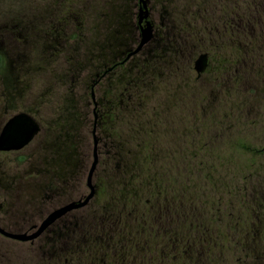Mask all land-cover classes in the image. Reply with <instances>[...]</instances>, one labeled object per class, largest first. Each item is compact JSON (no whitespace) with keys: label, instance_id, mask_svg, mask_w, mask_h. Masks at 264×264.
<instances>
[{"label":"trees","instance_id":"trees-1","mask_svg":"<svg viewBox=\"0 0 264 264\" xmlns=\"http://www.w3.org/2000/svg\"><path fill=\"white\" fill-rule=\"evenodd\" d=\"M152 4L159 12L153 37L135 54L140 28L131 0H107L87 15L82 4L81 29L60 28L59 35L55 29L44 38L45 64L53 65L59 58L64 72L57 99L53 95L58 87L51 97L53 116L45 124L41 117V122L60 127L72 142L50 150L51 162L60 164L64 176L52 179L51 189L38 197L39 207L34 208V196L17 208L6 203L0 227L29 234L54 209L82 203L90 192L87 165L95 146L94 194L33 239L0 234V240L29 243L23 252L0 247V264H170L180 249L192 245L193 226L205 225L192 222L202 213V188L190 191L180 203L175 199L181 189L175 186L172 162L185 157L174 155L167 144L175 121L168 119V111L177 98H194L202 90L208 99L204 112L216 109L206 115L211 121L223 100L236 104L252 95L258 102L264 96V0H152ZM70 40L74 42L68 44ZM202 54L207 65L198 75L195 61ZM172 81L183 91L176 92ZM229 147L252 156L264 152V145L237 140ZM80 187L84 190L77 194Z\"/></svg>","mask_w":264,"mask_h":264},{"label":"rangeland","instance_id":"rangeland-1","mask_svg":"<svg viewBox=\"0 0 264 264\" xmlns=\"http://www.w3.org/2000/svg\"><path fill=\"white\" fill-rule=\"evenodd\" d=\"M106 1L0 0V125L19 107L26 109L39 101L41 103L33 109H44L46 114L39 113L38 117H42L44 124L49 121L55 111V100L51 97L56 92L64 65L59 58L55 59L53 65L45 64L47 55L44 58L42 55L48 42L46 36L52 35L55 29L58 35L63 28L70 32L78 31V27L81 29L82 26L78 16L79 7L86 4L87 15ZM89 24V21L85 22V26ZM59 41L62 42L61 39ZM67 42L72 44L74 41ZM16 64L19 65L18 69L14 67ZM11 80L15 82L14 94L21 97L12 110L6 112L4 92ZM175 83L172 81L174 89L177 86ZM160 87L159 100H163ZM61 89L59 85L57 93L53 95L55 99ZM182 91L183 88H176V92ZM195 94L194 98L193 95L177 98L169 108L168 119L175 118V121L172 137L170 140L168 138L167 144L169 149L174 150V155L183 154L185 157L172 160L175 186L181 189L175 199L178 198L180 203L181 198L187 197L190 191L195 193V190L202 188V213L197 218L193 216L192 222L200 221L205 225L201 228L193 226L189 232L195 238L191 240L192 245L187 244L180 249L175 261L170 264H264V200L263 205L259 204L262 201L260 198L264 197V152L252 156L239 149L232 151L229 147L236 140L251 146L264 145V96L258 102L257 97L256 102L253 101L252 95L236 104L223 100L217 116L206 121V115L216 109L205 113L208 102L205 92L200 90ZM240 106L243 107L242 113L237 111ZM190 130H199L200 133L191 134ZM218 130L221 132L219 135ZM214 136L218 138L213 140ZM34 145L11 153L1 151L0 169L15 176H23L26 172L38 175L28 171L32 159L43 152ZM90 157L89 163L92 160ZM222 158H226V162ZM83 190L80 187L76 193L80 194ZM9 194L0 190V203L3 202L0 212L8 202L16 205V208L21 205L16 195L14 199ZM195 197L192 195V201ZM207 208H212V212H207ZM8 246L23 252L28 250L29 243L0 240V247Z\"/></svg>","mask_w":264,"mask_h":264},{"label":"flooded vegetation","instance_id":"flooded-vegetation-1","mask_svg":"<svg viewBox=\"0 0 264 264\" xmlns=\"http://www.w3.org/2000/svg\"><path fill=\"white\" fill-rule=\"evenodd\" d=\"M131 1H132L133 8H135L133 11V15L137 19V22L139 24L138 26L140 28V33L138 35L140 37L139 43H138L139 45H137L138 47L136 46L137 51L135 49L134 52H132L133 54H135L139 51L138 49L142 46V45L140 46L141 31L143 28L146 27V25L151 26L152 37H153V33H154L153 30L155 29L154 23L156 21V18L159 12L157 9L153 7L152 0H131ZM164 12L165 11H163V13ZM150 40L144 43L143 45L148 44ZM14 84H15L14 81L12 84L10 82L9 85L5 88L4 101H5L6 112H8V110L10 109L12 110L16 101L19 100V98L21 97V96L19 97V95L17 97L14 94V90H13ZM35 102H38V101H35ZM40 103L41 101H39L37 104H34V105L30 104L31 107L26 108V109H20L19 107L18 110L13 111V113H11L8 116V118L3 122V124L0 125V132H1V130H3L4 124L7 122V120L11 116L19 112H24V113L29 114L37 122L39 126V131L35 134L33 139L25 147H23V149H25V148H28L30 145L35 144L34 146L36 147L37 150H43L42 153H39L40 154L39 156H36L32 159V163L28 169V171H32V170L35 171L38 175H31L26 172L23 176H15V175L8 174L7 171H3L0 169V190L3 191L4 194H7V195L10 192L9 195L12 196L13 198L16 195V198L17 200H19V202H21V205H24V204L26 205L27 203H29V198L31 196H34L33 199H35L36 201L34 202L36 204L34 207L35 209L38 208L40 205L38 197H40L41 193L43 194L45 190L47 191L48 189L49 190L51 189L52 179L54 177L58 178L59 176H64L63 175L64 169L63 170L61 169L60 164L59 163L54 164L53 162H51L50 150H53V149L59 150L63 146L64 141L68 142L69 144L72 142V140L69 139V136L64 137V135H62L65 133L62 132L60 127L54 128L50 126L49 124H48L49 126L47 127L42 126V122H41V119L38 117V114L39 113L44 114L45 110L44 109L40 110V107L37 110L33 109L34 106H38ZM93 130H95V126ZM94 144H96L95 140H94ZM8 152L11 153L14 151H8ZM95 153H96V150H95ZM93 159H94V150H93ZM71 166L73 167V165ZM57 167L59 168L58 170H56ZM59 170L62 171L61 175H60ZM2 203L3 202L0 203V208H1ZM33 226L35 225L32 224V226H30L26 230H31Z\"/></svg>","mask_w":264,"mask_h":264},{"label":"water","instance_id":"water-1","mask_svg":"<svg viewBox=\"0 0 264 264\" xmlns=\"http://www.w3.org/2000/svg\"><path fill=\"white\" fill-rule=\"evenodd\" d=\"M152 37V30L150 25H146L141 31L140 46L149 41ZM207 65L206 54L200 55L195 61V70L200 73ZM39 131L37 122L27 113L19 112L11 116L3 126L0 132V151H16L25 147ZM97 164V157L94 148V159L90 164L86 182L90 188L85 200L82 203H70L61 206L49 212L36 226L35 230L29 234L9 232L0 227V234L17 240H29L38 236L50 223L61 216L66 211L86 203L94 194V187L92 184V177Z\"/></svg>","mask_w":264,"mask_h":264}]
</instances>
